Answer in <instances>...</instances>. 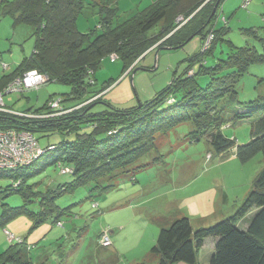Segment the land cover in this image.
Masks as SVG:
<instances>
[{
  "label": "trees",
  "instance_id": "1",
  "mask_svg": "<svg viewBox=\"0 0 264 264\" xmlns=\"http://www.w3.org/2000/svg\"><path fill=\"white\" fill-rule=\"evenodd\" d=\"M225 1L156 0L124 14L125 19L118 21L119 8L102 0H0V22L9 17L14 28L29 26L35 38L32 55L0 79L3 101L9 85L31 71L45 75L46 83L70 88L59 98L50 97L41 109L19 114L0 112V131L29 132L42 150L31 164L0 173V179L9 178L14 183L5 189L0 187V229L19 216L33 221L32 230L50 220L62 226L61 219L71 216L72 209L58 206L61 197L92 184L104 193L111 191L120 178L134 177L148 166L137 164L156 150L158 135H166L184 123L192 124L188 135L191 140L205 138L218 156L233 152L243 164L259 154L264 157V97L245 103L234 117L246 121L260 116L252 123L250 141L243 145L224 135V120L216 110L225 98L237 99L236 85L251 66L264 64V53L256 48L236 47L225 39L229 28L216 27ZM90 8L97 11L99 26L82 33L78 20ZM180 17L186 21L182 26L177 22ZM159 25L160 31L153 33ZM196 39L201 41L202 50L189 57L182 73L152 100L124 108L106 102L103 93L118 81L114 79L104 82L101 89L92 90L96 73L106 58L112 63L121 61L123 74L131 69V75L151 53L163 48L183 49ZM221 42H226L229 52L226 58L209 66L208 59L215 57ZM201 77L209 78L205 86L199 81ZM56 103L58 107L54 108ZM97 105L106 108L95 112ZM36 134L43 138L59 135L61 140L42 148ZM48 166L60 167L61 174L71 179L51 184L33 182ZM13 194L22 197V206L11 207L5 202ZM33 204L37 205L36 211L30 208ZM106 232L111 238L108 229L97 235L100 249H108L100 243ZM16 238L17 241L8 239L11 244L0 255V264L49 263L45 246L44 249L28 244L27 238ZM209 239L214 244L210 264H264V168L233 216L198 230L193 229L188 218L178 219L170 227L160 229L150 254L156 257L157 264H198L199 253ZM59 241L63 240L58 239L56 244ZM34 248L41 249L36 263L30 255Z\"/></svg>",
  "mask_w": 264,
  "mask_h": 264
},
{
  "label": "rangeland",
  "instance_id": "2",
  "mask_svg": "<svg viewBox=\"0 0 264 264\" xmlns=\"http://www.w3.org/2000/svg\"><path fill=\"white\" fill-rule=\"evenodd\" d=\"M102 1L115 4L120 12L118 21H123L124 14L143 9L156 0ZM96 12L91 8L86 9L79 17L80 32L96 30L99 26ZM177 22L182 26L186 21L180 17ZM223 26L229 28L225 39L236 47L256 48L264 53V0H250L246 7L243 0H226L216 23L217 28ZM161 28L162 25H159L153 33ZM32 34L33 29L29 26L14 28L11 18L1 20L0 79L32 55L35 44ZM201 50L202 43L196 39L183 49L151 53L131 75H128L131 69L123 74L121 61L112 63L106 58L96 73V85L92 90H99L104 82L114 79L118 81L103 93L106 102L124 108L152 100L175 76L182 73L187 65L186 60ZM228 52L226 42H221L215 57L208 59V65L226 58ZM199 81L205 86L209 78L201 77ZM69 91L68 86L46 83L24 93L6 94L5 108L14 114L41 109L50 97L59 98ZM236 92V100L225 98L216 110L224 120V135L243 145L250 141L252 123L260 116L246 121L234 120V117L245 103L264 97V64L251 66L236 85ZM105 108V105H97L93 111ZM191 130L192 124L184 123L166 135H158L156 150L137 164L148 166L138 170L134 177L120 178L111 191L104 193L92 184L75 194L61 197L58 206H71L72 209L71 216L61 219L62 226L50 220L32 230L34 223L27 216L9 221L4 229H0V255L11 244L6 234L8 231L16 237L27 238L28 244L45 246L44 254L50 258L48 264H99L105 256L102 250L97 255V235L103 229H108L112 232L114 247L122 253L119 264H157L156 257L150 251L157 241L161 229L159 225L168 228L174 221L185 217L191 221L193 229L198 230L233 216L252 191L257 175L264 168V157L259 154L243 164L233 152L218 156L205 138L191 140L188 137ZM35 137L42 148L61 140L59 135L43 138L36 134ZM70 179V176L61 174L60 167L48 166L46 172L33 182L51 184ZM13 184L9 178L0 179L2 189ZM5 202L11 207L23 205L22 197L17 194L8 196ZM30 208L36 211L37 205H30ZM58 239L63 241L56 244ZM212 243V239L206 241L199 253L198 264H210L214 250ZM40 252V248H34L30 253L35 263Z\"/></svg>",
  "mask_w": 264,
  "mask_h": 264
},
{
  "label": "built area",
  "instance_id": "3",
  "mask_svg": "<svg viewBox=\"0 0 264 264\" xmlns=\"http://www.w3.org/2000/svg\"><path fill=\"white\" fill-rule=\"evenodd\" d=\"M245 6L248 5L249 0H243ZM212 36L206 42V45L210 43ZM112 59H116V56H112ZM47 77L38 73L37 71H31L27 73L22 79L15 80L9 85L6 93H21L25 90L37 88L44 85L47 82ZM53 107H58V104H54ZM0 112H8L5 108L3 101V95L0 94ZM50 115H47L48 117ZM32 117V116H31ZM42 154L36 139L34 136L25 131H0V173L7 170L16 169L19 166L29 165ZM64 173L66 170H62ZM10 241H17V238L6 232ZM101 245L109 248L112 246V241L108 233H104L101 239Z\"/></svg>",
  "mask_w": 264,
  "mask_h": 264
},
{
  "label": "crops",
  "instance_id": "4",
  "mask_svg": "<svg viewBox=\"0 0 264 264\" xmlns=\"http://www.w3.org/2000/svg\"><path fill=\"white\" fill-rule=\"evenodd\" d=\"M164 225H159L160 228H163ZM212 245H214L212 243ZM102 250V253L104 254L105 258L101 263L99 264H119L120 258L122 257V253L118 250L117 247H114V244L111 248L105 249V248H98V256L101 254L100 251Z\"/></svg>",
  "mask_w": 264,
  "mask_h": 264
},
{
  "label": "water",
  "instance_id": "5",
  "mask_svg": "<svg viewBox=\"0 0 264 264\" xmlns=\"http://www.w3.org/2000/svg\"><path fill=\"white\" fill-rule=\"evenodd\" d=\"M215 11H216V8L214 9V11H213L211 17L214 15ZM209 22H210V20H209ZM163 49H164V50H171V49H177V48H163Z\"/></svg>",
  "mask_w": 264,
  "mask_h": 264
}]
</instances>
